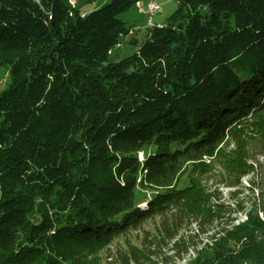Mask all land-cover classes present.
Segmentation results:
<instances>
[{"label":"trees","instance_id":"16d2710c","mask_svg":"<svg viewBox=\"0 0 264 264\" xmlns=\"http://www.w3.org/2000/svg\"><path fill=\"white\" fill-rule=\"evenodd\" d=\"M140 1L0 0V264H264V0Z\"/></svg>","mask_w":264,"mask_h":264},{"label":"rangeland","instance_id":"374dc122","mask_svg":"<svg viewBox=\"0 0 264 264\" xmlns=\"http://www.w3.org/2000/svg\"><path fill=\"white\" fill-rule=\"evenodd\" d=\"M147 1H151V0H142L140 1V3L138 4V6L133 5L132 7H130V9H127L125 12H122L120 14L117 15V17L119 19H121L122 21L125 22V24L127 25H137L138 27H140L141 29H143L146 25L145 22H148V15L145 12H141L139 9H142L146 7L147 5ZM154 2H156L161 9L160 12H157L156 14H154L151 17V23L154 21H159L162 22L164 20L167 19V17L175 10L176 6V0H152ZM110 0H104L102 2V0L98 1V2H88V0H76L75 6L79 9H92L95 8L103 3H109ZM142 34V31L140 32ZM126 46V45H125ZM115 51H118L116 49H114ZM122 50V55H127L131 52V49H128V47H124L121 49ZM121 55V54H119ZM8 71H7V67L0 65V92L6 88L7 86V82H8ZM251 163H254L255 161L251 160ZM258 162H260V165L257 164V174L255 173H249L245 176H243L241 178V183L243 185H245L244 188H240L239 194L236 197H232L230 194V191L235 189V188H229L226 187L225 184L222 185V183H208L209 187L212 186L213 189L217 190L218 195L220 197V201H224V203L226 204V206H230L231 208L233 207V204L236 205L237 208H239L237 211L235 209H226V212H224L225 216L230 215L232 218H234V220L232 221V224H236L240 221H243L246 219V211L247 208L249 206L248 203L244 202L246 201V199H248L251 195L253 190L247 187V185L249 186L250 181L253 179V177L257 176V180H259L260 178L264 177V156H262L261 158L258 157ZM211 184V185H210ZM254 193V192H253ZM256 193V192H255ZM237 199V200H236ZM144 205H142L141 207H143ZM261 215V214H260ZM226 217H224L223 220H225ZM152 224L145 223V227L146 229H150ZM221 225H223V221H221ZM195 227V226H192ZM219 227L214 226L213 231L218 229ZM189 229H185L183 231L184 234H186L188 232ZM212 232V231H211ZM213 233V232H212ZM210 233V234H212ZM131 237L134 239V236L137 234L136 231L131 233ZM141 236V233H139ZM205 237L199 236L198 238H194V240L191 241V245L187 248L185 247H180L179 248V253L178 255L174 256V250L171 247H165L163 249H161V251L159 249H155V252H161L164 253V255L168 254L172 257L169 258V263L168 264H187L189 260H191L194 256H195V252L194 249L195 248H200L202 246V242L200 240L204 239ZM123 239H119V243H121ZM128 240V238H127ZM138 242V241H135ZM171 244L173 243L172 241H170ZM114 243H117V239L114 241ZM139 244V243H137ZM148 244V243H147ZM170 244V245H171ZM120 246L123 248V245L120 244ZM194 248V249H193ZM154 260H156L157 262L160 260V256L158 255H152ZM111 263V262H110ZM103 264H107L105 261L103 262ZM133 264V263H131ZM158 264H163V263H158Z\"/></svg>","mask_w":264,"mask_h":264},{"label":"built area","instance_id":"2783aa9c","mask_svg":"<svg viewBox=\"0 0 264 264\" xmlns=\"http://www.w3.org/2000/svg\"><path fill=\"white\" fill-rule=\"evenodd\" d=\"M140 2L137 3V6ZM160 6L154 2V1H147V5L145 8L142 7V9H139L141 12H145L148 15V22H145L146 25L152 26L151 23V17L156 14L157 12H160L161 9H159ZM158 25H161V23H158ZM141 155V154H140Z\"/></svg>","mask_w":264,"mask_h":264},{"label":"crops","instance_id":"0c3cea01","mask_svg":"<svg viewBox=\"0 0 264 264\" xmlns=\"http://www.w3.org/2000/svg\"><path fill=\"white\" fill-rule=\"evenodd\" d=\"M154 22H159V21H154Z\"/></svg>","mask_w":264,"mask_h":264}]
</instances>
